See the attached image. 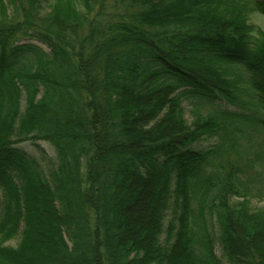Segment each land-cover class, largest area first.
I'll use <instances>...</instances> for the list:
<instances>
[{"label":"trees","instance_id":"obj_1","mask_svg":"<svg viewBox=\"0 0 264 264\" xmlns=\"http://www.w3.org/2000/svg\"><path fill=\"white\" fill-rule=\"evenodd\" d=\"M105 1L0 0V264H264V0Z\"/></svg>","mask_w":264,"mask_h":264},{"label":"rangeland","instance_id":"obj_2","mask_svg":"<svg viewBox=\"0 0 264 264\" xmlns=\"http://www.w3.org/2000/svg\"><path fill=\"white\" fill-rule=\"evenodd\" d=\"M124 12H125V7L118 4L117 0H106L105 10L97 18V21L102 22V21L116 20V17H118L121 14H124ZM97 16H98V13L96 14V17ZM252 23L264 29V18L254 16L252 19ZM39 48L44 54L46 55L49 54V50L46 47L39 46ZM29 60L30 62L35 63L38 60V58L35 55H31L29 57ZM191 110L192 108L190 106L186 107V116L188 118L190 117ZM243 134H241L240 136H243ZM216 143H217V139L209 140V141L203 142L200 145V147L202 149H209L213 147V145ZM243 144H244L243 146H246V147L249 146V144L246 143L245 141L243 142ZM24 147L30 153L34 154L35 156L39 158H44L45 156L46 159L44 160L42 164L43 165L42 168L45 171H47V168L50 165V162L48 160L52 161L55 157L52 148L48 144H44V143L40 145V149L31 147L28 145ZM247 149L248 148L242 149L240 151L237 150L235 152L228 153L227 159L230 160L232 163H239V165L244 168L243 177L245 178H243V182L246 184V187L248 188L247 199L250 201V205L252 208L259 210V209L264 208V170H261L258 165H255V166L248 165L250 164L248 162L252 161L254 153L253 151L249 153L248 151H246ZM41 151H44V154ZM11 176L13 177L14 181L19 182L18 173L16 172L11 173ZM208 225H209L208 228L211 234L215 235L210 222L208 223ZM216 252L219 253L217 248H216Z\"/></svg>","mask_w":264,"mask_h":264}]
</instances>
